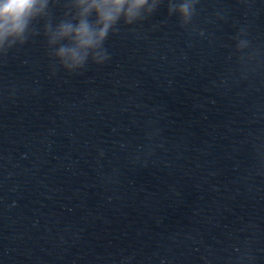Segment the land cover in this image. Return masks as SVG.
<instances>
[{
	"label": "clouds",
	"instance_id": "obj_1",
	"mask_svg": "<svg viewBox=\"0 0 264 264\" xmlns=\"http://www.w3.org/2000/svg\"><path fill=\"white\" fill-rule=\"evenodd\" d=\"M60 0H0V55L17 44H25L34 22L44 20L43 35L49 56L69 72L83 69L89 61L101 65L109 53L105 41L119 31L118 25H132L147 19L164 0H63V16L53 23L50 5ZM198 0H167L169 16L178 15L181 26L191 23ZM238 51L249 46L240 39Z\"/></svg>",
	"mask_w": 264,
	"mask_h": 264
}]
</instances>
